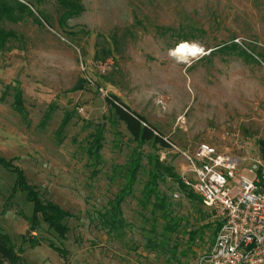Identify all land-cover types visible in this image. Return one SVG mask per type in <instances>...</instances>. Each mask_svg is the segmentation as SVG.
<instances>
[{"label":"rangeland","instance_id":"374dc122","mask_svg":"<svg viewBox=\"0 0 264 264\" xmlns=\"http://www.w3.org/2000/svg\"><path fill=\"white\" fill-rule=\"evenodd\" d=\"M30 2L32 14L0 24L14 34L0 48V156L70 216L64 236L40 216L34 224L15 173L0 165V228L15 264H197L215 237L212 212L164 171L157 189L167 208L154 209L145 194L156 158L181 179L186 160L173 147L138 143L106 97H119L179 149L206 142L232 158L260 156L264 0H79L83 12L66 27L54 1ZM181 43L197 54H172ZM17 89L24 114L13 106ZM133 160L136 179L116 212Z\"/></svg>","mask_w":264,"mask_h":264},{"label":"built area","instance_id":"2783aa9c","mask_svg":"<svg viewBox=\"0 0 264 264\" xmlns=\"http://www.w3.org/2000/svg\"><path fill=\"white\" fill-rule=\"evenodd\" d=\"M171 147L188 164L182 181L220 224L197 264H264V160L232 158L206 142L191 150Z\"/></svg>","mask_w":264,"mask_h":264},{"label":"trees","instance_id":"16d2710c","mask_svg":"<svg viewBox=\"0 0 264 264\" xmlns=\"http://www.w3.org/2000/svg\"><path fill=\"white\" fill-rule=\"evenodd\" d=\"M37 1L40 2L41 0ZM52 1L55 2L58 9L62 12V27H66L64 24L65 22L78 18L83 12V7L81 6L79 0ZM31 7L33 8V4H31L30 0H0V24L3 21L15 23L23 17L24 12H27L28 15L32 14L30 10ZM39 16L43 21H46L40 14ZM10 37H14V34L11 32H5L0 28L1 49L4 47L5 41ZM13 99L14 109L17 112L24 114L21 89L16 90ZM106 100L110 108L112 109L115 118L125 125L129 134L135 140H137L138 143L141 144L145 142H153L160 148H170L171 142L165 139L163 135L155 129V127L149 124L143 115L130 109L129 106L123 103L116 95H108L106 97ZM61 124L62 125H60L59 128H62L64 126L63 123ZM100 139L101 135L99 134L94 136L91 141L92 149L90 151L96 159L99 156L98 151L101 147ZM257 144L259 155L264 160V139L257 140ZM0 165L12 170L15 173L16 177L14 188H17L21 192H23L26 199L32 204L31 221L34 224L37 223L38 216H40L41 219L48 224L49 228L56 231L60 236H64L68 230L67 224L65 223L64 219L70 216V213L53 201L41 198L36 187L27 182V177L20 167L12 165L11 161L6 160L2 156H0ZM139 166V161L133 160L126 169L125 172L127 174V178L115 197L112 206L114 211L119 212V206L123 201V198L132 191ZM162 171L169 173L170 176H175L181 183V185H186L179 177V175L174 173L172 167L161 165L156 158V165L154 167V170L149 173V181L145 185V194L147 195V197L149 195H153L155 199V201L153 202L154 209H166L168 206L165 202V197L161 195L159 190L157 189V182L162 176ZM197 197L202 203L201 198L198 195ZM165 216L166 213H163V217ZM215 223L216 227L214 233L216 235L220 224L217 221H215ZM34 224L32 225V227H34ZM175 227L176 225L174 223H169L165 226V229L173 231L175 230ZM194 237L195 232H192L189 235V238L193 240ZM18 259L19 258L17 253L15 252L13 242L11 241L8 234L4 233L0 228V264H5L6 262L15 264Z\"/></svg>","mask_w":264,"mask_h":264},{"label":"bare ground","instance_id":"6f19581e","mask_svg":"<svg viewBox=\"0 0 264 264\" xmlns=\"http://www.w3.org/2000/svg\"><path fill=\"white\" fill-rule=\"evenodd\" d=\"M172 54L176 56L178 55L180 57L193 56L197 54V49L195 46L181 43L178 45L176 51H174Z\"/></svg>","mask_w":264,"mask_h":264}]
</instances>
